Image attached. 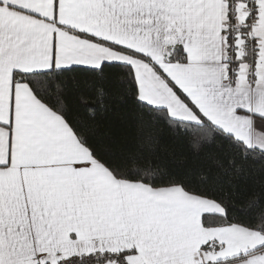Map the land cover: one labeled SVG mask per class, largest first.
<instances>
[{
  "label": "snow or ice",
  "instance_id": "obj_1",
  "mask_svg": "<svg viewBox=\"0 0 264 264\" xmlns=\"http://www.w3.org/2000/svg\"><path fill=\"white\" fill-rule=\"evenodd\" d=\"M0 264H264V0H0Z\"/></svg>",
  "mask_w": 264,
  "mask_h": 264
},
{
  "label": "trees",
  "instance_id": "obj_2",
  "mask_svg": "<svg viewBox=\"0 0 264 264\" xmlns=\"http://www.w3.org/2000/svg\"><path fill=\"white\" fill-rule=\"evenodd\" d=\"M105 130H106V131L108 130L107 127L105 128ZM113 139L116 140V143H114L113 146H114V147H119L118 135H117L116 137H113ZM171 146H172V148L175 149V151H176L178 154L181 153V152L186 153V151H187L185 148H183V147H181L180 145H177V144H173V145H171Z\"/></svg>",
  "mask_w": 264,
  "mask_h": 264
}]
</instances>
